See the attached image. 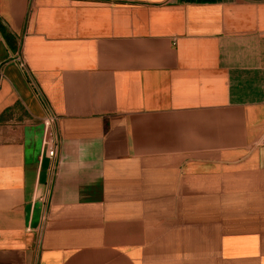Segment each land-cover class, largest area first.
Returning a JSON list of instances; mask_svg holds the SVG:
<instances>
[{
	"label": "crops",
	"instance_id": "crops-1",
	"mask_svg": "<svg viewBox=\"0 0 264 264\" xmlns=\"http://www.w3.org/2000/svg\"><path fill=\"white\" fill-rule=\"evenodd\" d=\"M0 264H264V0H0Z\"/></svg>",
	"mask_w": 264,
	"mask_h": 264
},
{
	"label": "built area",
	"instance_id": "built-area-1",
	"mask_svg": "<svg viewBox=\"0 0 264 264\" xmlns=\"http://www.w3.org/2000/svg\"><path fill=\"white\" fill-rule=\"evenodd\" d=\"M55 121L54 116H49L47 118L46 124H51ZM46 147V154L51 159H56L59 154V144L55 137L49 138V136L44 141Z\"/></svg>",
	"mask_w": 264,
	"mask_h": 264
}]
</instances>
